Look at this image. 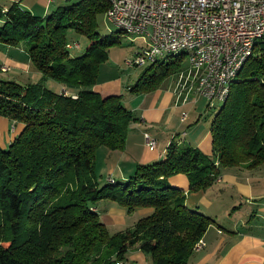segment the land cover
<instances>
[{"label": "trees", "instance_id": "obj_1", "mask_svg": "<svg viewBox=\"0 0 264 264\" xmlns=\"http://www.w3.org/2000/svg\"><path fill=\"white\" fill-rule=\"evenodd\" d=\"M109 0H70L41 16L13 1L0 6V42L24 43L38 81L0 80V115L22 128L0 145V264H115L138 246L153 264H188L196 243L214 222L192 209L170 177L184 173L190 190L211 186L225 167L264 163V56L259 41L211 121L213 155L172 140L162 159L139 163L123 181L101 183L96 152L123 149L136 117L122 94L96 90L108 39L98 16ZM74 30L88 37L83 54L67 44ZM171 54L147 66L133 93L156 90L187 64ZM53 79L77 96L46 85ZM214 103L211 105L213 106ZM101 199L127 212L152 210L132 226L111 232L95 210Z\"/></svg>", "mask_w": 264, "mask_h": 264}, {"label": "crops", "instance_id": "obj_2", "mask_svg": "<svg viewBox=\"0 0 264 264\" xmlns=\"http://www.w3.org/2000/svg\"><path fill=\"white\" fill-rule=\"evenodd\" d=\"M13 1H20L23 8L41 16L60 5L56 0H0V6L5 10ZM3 66L7 69L3 70ZM187 67L188 60L184 68ZM178 73L170 84L162 83L156 90L142 93H133L132 85L126 87L118 78L97 80L96 90L107 95L122 94L125 105L136 117L130 124L123 149L107 146L97 149L96 166L101 183L123 181L135 172L139 163L162 159L174 139L213 155L211 121L218 106H208L206 97L198 94L196 83L183 86ZM41 76L32 67L24 43L0 42V80L15 79L26 84L38 81ZM46 85L58 92L65 87L53 79H47ZM21 128V124L0 115V145L6 147ZM145 132L156 138V148L147 146ZM170 182L185 191L186 202L192 209L214 219L204 234L206 244L194 251L188 264H264V163L255 167L245 164L225 167L206 189L190 190L189 178L184 173L171 176ZM94 208L111 232L132 226L152 210L140 208L127 212L108 199L99 200ZM123 261L153 264L150 255L138 246L132 247Z\"/></svg>", "mask_w": 264, "mask_h": 264}, {"label": "built area", "instance_id": "obj_3", "mask_svg": "<svg viewBox=\"0 0 264 264\" xmlns=\"http://www.w3.org/2000/svg\"><path fill=\"white\" fill-rule=\"evenodd\" d=\"M53 2L55 0H48ZM115 10L106 11L114 24H131L132 35L142 37L153 46L149 60L141 59L144 45L128 60L129 65H146L159 50L173 43L192 42L206 34H215L219 45L210 46L206 54L191 55L187 69L178 73L183 86H193L209 105L215 102L223 87L226 72L234 67L235 58L244 52L247 37L264 33V0H114ZM79 43L67 46L73 47ZM255 55L264 56L263 49ZM4 69V68H3ZM61 92L77 96L66 86ZM186 115V113L184 112ZM146 144L156 148L157 140L145 132ZM206 241H204V245ZM204 245L200 246L202 248ZM196 248L195 250H199ZM115 264H125L116 260Z\"/></svg>", "mask_w": 264, "mask_h": 264}, {"label": "rangeland", "instance_id": "obj_4", "mask_svg": "<svg viewBox=\"0 0 264 264\" xmlns=\"http://www.w3.org/2000/svg\"><path fill=\"white\" fill-rule=\"evenodd\" d=\"M60 4L69 3L70 0H56ZM58 3L56 5H58ZM56 7H52L50 12L54 10ZM98 30L103 37L108 39L109 44L107 47L108 51V59L107 61L103 62L100 67L99 77L102 80H110L114 78L121 79L123 84L128 87L129 85L134 86L140 76L142 71L153 63L151 60L146 63V65H129L128 60L133 58L136 51L145 44V40L142 37H137L125 31L122 28H119L116 24L111 22L105 14L98 16ZM68 40L72 44L79 43V45H74L70 47V53L74 56L81 55L85 52L89 39L87 36L78 33L74 30H70L68 33ZM191 49H180L178 53L185 52L187 54V60L190 57ZM174 53L173 55H175ZM171 54L165 53L159 56L158 60H165ZM156 60V61H158ZM4 68V69H3ZM3 70H6L7 67L3 66ZM187 69V68H186ZM8 75V74H6ZM175 75H170L166 77L162 83L166 85L170 84L172 81L175 80ZM7 77V76H6ZM7 79V78H5ZM224 99H215L214 106H218L215 110H218L220 106L223 104ZM209 104V103H208ZM210 106V105H208ZM210 107V108H211ZM124 260V259H121ZM126 264V263H125Z\"/></svg>", "mask_w": 264, "mask_h": 264}, {"label": "bare ground", "instance_id": "obj_5", "mask_svg": "<svg viewBox=\"0 0 264 264\" xmlns=\"http://www.w3.org/2000/svg\"><path fill=\"white\" fill-rule=\"evenodd\" d=\"M109 2H110V6L108 10H115L114 0H109ZM116 25L119 28H122L125 31L132 33L131 24H116ZM259 41L264 42V33H256V36L247 37L246 41L244 42V52L239 54L238 57L235 58L234 67L226 72L225 79H223V87L220 90V92H218V95L215 99L227 98L229 93L230 82L238 75L244 63L248 59L249 55L252 53L255 45ZM213 45H219V38L215 37V34H206L204 35V37L200 38L197 41H192L188 43L187 42L173 43L168 47L159 50L158 54L155 57H153L151 61L155 62L156 60L159 59L160 55L165 53L181 54L182 52L178 53L180 49H191L192 51L190 52V57L191 55H196V54H206L207 49H209V47ZM149 53H153V46H151V44H147V46L144 47V52H141V59L149 60ZM202 245H204L203 238L196 243L195 248H200V246Z\"/></svg>", "mask_w": 264, "mask_h": 264}]
</instances>
